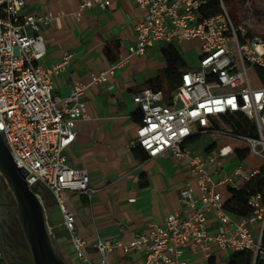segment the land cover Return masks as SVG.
Here are the masks:
<instances>
[{"label": "built area", "instance_id": "obj_1", "mask_svg": "<svg viewBox=\"0 0 264 264\" xmlns=\"http://www.w3.org/2000/svg\"><path fill=\"white\" fill-rule=\"evenodd\" d=\"M145 9L144 19L126 35V55L108 69L92 75L88 83L75 81L67 94L54 91V79L71 67L73 54L42 63L46 54L43 28L53 21V12L24 11L26 0H0V131L15 163L26 171V180L46 202L52 193L68 232L67 240L81 264H110L108 254L122 249L142 253L143 264H192L189 256L199 254V264H209L216 249L234 252L251 250L256 264H264V200L260 193L248 200L252 209L246 216L229 213L224 194L259 176L246 158L220 179L222 157L233 154L231 145L207 150L209 161L191 156L187 139L197 134L215 138L235 137L246 143L248 153L264 159V35L254 33L258 23L264 29V10L255 11L254 0H237L231 12L223 0V11L207 17L201 11L204 0H133ZM111 0H80L72 13L77 19L94 6L107 9ZM255 21V22H254ZM200 42L197 66L185 70L168 98L150 85L131 88L134 103L141 110L137 137L131 141L148 157L171 153L188 157L197 176L198 191L191 183L180 189L184 213H169L162 222L151 221L132 239L99 238L101 252L93 262L85 252L86 240L75 224V214L62 197L64 190L85 194L97 192L83 167L71 166L66 148L74 141L75 122L87 117L85 94L93 84L108 83L110 74L134 55H144L156 44ZM112 86V84H108ZM241 114L255 124L256 134L236 132L221 126L223 117ZM212 167V171L209 170ZM240 181L241 183H238ZM213 215L218 225L210 230ZM47 228L55 236L48 218ZM123 230H128L124 226ZM0 264H10L0 244Z\"/></svg>", "mask_w": 264, "mask_h": 264}, {"label": "crops", "instance_id": "obj_2", "mask_svg": "<svg viewBox=\"0 0 264 264\" xmlns=\"http://www.w3.org/2000/svg\"><path fill=\"white\" fill-rule=\"evenodd\" d=\"M79 2L26 0L24 7L26 12L56 14L43 28L46 54L42 63L48 65L60 60L64 53L73 54L71 67L54 79V91L63 95L75 81L90 82L92 75L100 74L117 58L126 55L124 37L134 33L135 25L146 13L133 0H111L107 9L94 6L77 19L72 13ZM162 47L156 44L146 54L132 56L109 75L108 83L91 86L84 96L88 116L76 120L75 139L65 151L68 163L85 168L90 175V185L97 188L92 198L69 190L62 192L63 199L75 214L77 231L86 240L85 252L93 262L102 258L95 247L99 238L128 241L151 221L162 222L169 213L182 215L185 208L180 202V189L184 185L191 183L198 191L197 176L191 171L188 157H176L171 153L148 157L131 144L137 137L141 120V110L133 101L131 88L149 85L150 78L164 69ZM237 139L230 136L215 138L206 133L190 137L184 145L191 156H199L206 162L209 161L207 150L231 145L234 153L222 157L220 173L216 177L220 179L239 161L238 150L247 151L246 143ZM245 158L253 168L264 165V159L254 153L247 151ZM209 170L212 171V167ZM46 203L48 218L55 227V238L63 256L69 264H81L69 245L68 232L50 192L46 193ZM209 224L212 231L218 225L212 214ZM124 226L128 230H123ZM231 253L216 249L209 264H225ZM189 259L192 264H199L202 257L191 254ZM108 260L110 264H143L142 253L136 249L127 253L122 249L111 251Z\"/></svg>", "mask_w": 264, "mask_h": 264}, {"label": "trees", "instance_id": "obj_3", "mask_svg": "<svg viewBox=\"0 0 264 264\" xmlns=\"http://www.w3.org/2000/svg\"><path fill=\"white\" fill-rule=\"evenodd\" d=\"M224 1L228 4L232 2V0H223V2ZM233 8L234 6L232 3V5H230L231 12L234 10ZM201 11L207 17L221 13L223 11L221 0H204L201 4ZM161 51L166 66L157 76L150 78L149 85L155 91H164L169 98L171 92L178 86L182 73L190 67L187 65L175 44L168 43L162 47ZM223 119L227 121V117H223ZM237 119L239 127L245 131L244 133L251 135L256 134L255 124L247 117L239 114ZM228 125L234 128L236 132H240L239 127H235L234 124L229 123ZM196 136H200V134L193 135L192 137ZM238 154L240 156L239 158L242 159L246 157L247 151L238 150ZM257 193H260L264 200V166L259 176L252 180L245 181L242 187H230L228 189V195L224 197L225 209L238 217L249 215L252 209L248 204V200L251 195ZM46 206L47 203L45 202V207ZM262 243L264 245V231ZM225 264H254V254L251 250L234 251L230 254Z\"/></svg>", "mask_w": 264, "mask_h": 264}, {"label": "water", "instance_id": "obj_4", "mask_svg": "<svg viewBox=\"0 0 264 264\" xmlns=\"http://www.w3.org/2000/svg\"><path fill=\"white\" fill-rule=\"evenodd\" d=\"M0 175L10 188L24 238L34 264H69L56 238L47 228L46 207L26 180V171L18 166L0 131ZM254 264H256L254 262Z\"/></svg>", "mask_w": 264, "mask_h": 264}, {"label": "rangeland", "instance_id": "obj_5", "mask_svg": "<svg viewBox=\"0 0 264 264\" xmlns=\"http://www.w3.org/2000/svg\"><path fill=\"white\" fill-rule=\"evenodd\" d=\"M236 1L237 0H232V2H230L229 4L226 3L225 1L224 2L229 7L233 3L234 10L232 12H234L236 10V7H235ZM254 1H256L254 5L255 11L258 12V11L264 10V0H254ZM228 9L231 11L230 8ZM254 33L264 35V29L261 27V25L257 23L255 26ZM175 46L180 51L181 55L183 56L187 65L190 68L197 66L199 62V55H200V42L198 40L186 41L183 43H176ZM227 122L235 124V125H239L235 117H227V121H224L223 119L220 122V125L229 126L228 125L229 123ZM237 140H241V139L238 138ZM0 180H1L0 188L5 194L4 200L7 201L8 203L7 206L12 209V215H13V219L11 220V225H10L11 226L10 231L12 235L11 240L12 242H14V245H13L14 249L11 250V252L5 251L7 259L10 264H34L30 251H29V247L24 238V234H23L20 222L18 220L16 211L12 207V205L16 204L15 198L10 188L8 187V184L6 183L5 179L1 175H0ZM44 205H45V201H44ZM46 210H47V207H46Z\"/></svg>", "mask_w": 264, "mask_h": 264}, {"label": "flooded vegetation", "instance_id": "obj_6", "mask_svg": "<svg viewBox=\"0 0 264 264\" xmlns=\"http://www.w3.org/2000/svg\"><path fill=\"white\" fill-rule=\"evenodd\" d=\"M1 187V180H0ZM5 194L0 188V244L5 251L11 252L14 249L11 235V220L13 219L12 209L7 206V201L4 200Z\"/></svg>", "mask_w": 264, "mask_h": 264}]
</instances>
